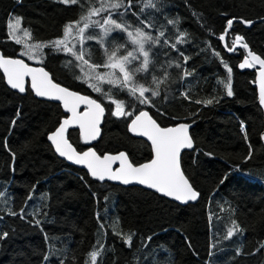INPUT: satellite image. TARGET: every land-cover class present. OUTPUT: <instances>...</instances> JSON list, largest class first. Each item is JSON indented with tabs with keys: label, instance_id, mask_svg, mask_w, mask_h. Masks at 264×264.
<instances>
[{
	"label": "trees",
	"instance_id": "obj_1",
	"mask_svg": "<svg viewBox=\"0 0 264 264\" xmlns=\"http://www.w3.org/2000/svg\"><path fill=\"white\" fill-rule=\"evenodd\" d=\"M131 2L132 9L123 17H114L127 25V31L117 30L111 39L114 45L123 46L118 57L134 52L138 59L131 67L138 68L144 58L132 43L134 38L140 39L136 30L153 37L145 44L150 51L148 70L135 75L138 88L149 89L146 95L159 93L150 97L151 105H141L128 89L92 78L94 71L105 74L109 69L89 67L102 66L115 50L109 48L106 54L97 39L84 38L90 31L94 35L100 32L98 27L91 28L100 18L89 13L111 3H121L118 11H125L129 0H78L76 4L0 0V50L30 63L23 54L25 45L38 48L39 65L54 81L104 106L101 137L94 145L100 155L124 151L134 165L151 158L150 146L128 133L133 116L111 114L115 110L112 100L135 114L147 109L163 127L196 122L190 131L194 149L183 152L181 166L200 193L199 199L179 205L140 187L100 183L66 164L47 142V135L64 118L60 106L35 98L28 88L24 95L12 91L0 73V235L9 233L0 241V264H60L61 260L66 264H264V113L253 84L255 69H238L245 50L227 53L218 39L225 34L227 20L233 19L225 35L227 46L239 35L264 59V0ZM16 18L21 20L24 35L19 43L11 39L7 26ZM141 18L154 27L146 29ZM170 20L179 23L169 24ZM238 20L253 23L246 27ZM85 23L90 28L81 34L79 29ZM57 40L63 41L59 50L54 46ZM65 46L71 51L65 52ZM81 51L88 64L77 59ZM180 52L190 58L187 65ZM225 64L232 69L230 76ZM185 71L192 75L186 77ZM229 80L234 91L230 98L226 95ZM208 99L219 103L205 106L203 101ZM17 110L20 115L13 128ZM241 121L246 124L247 140ZM68 139L78 151L86 148L77 130L69 131ZM250 148L252 158L246 160ZM228 173L231 175L221 185ZM229 228L234 231L231 239L227 238ZM128 237L130 245L125 243ZM45 256L50 259L45 261Z\"/></svg>",
	"mask_w": 264,
	"mask_h": 264
},
{
	"label": "snow or ice",
	"instance_id": "obj_2",
	"mask_svg": "<svg viewBox=\"0 0 264 264\" xmlns=\"http://www.w3.org/2000/svg\"><path fill=\"white\" fill-rule=\"evenodd\" d=\"M59 2L64 4H76L78 0H59ZM121 3H111L108 7H105L101 4L98 8H93L89 13L90 16H96L100 19L95 20L91 24V28H99L100 32L93 34L92 31L88 33L86 37L87 40H92L93 38L97 39L100 45L105 49L107 54L109 48H114L115 50L111 51V54L108 55L107 62L105 64L97 65L91 64L90 68L93 70L98 67H103L110 69L111 71L106 74H101L94 71L91 75L93 79L96 80H105L107 79L108 83L118 85L121 88L128 89L130 94L136 96V99L141 105H151L152 101L150 97H155L159 95L158 92L152 91L150 96L146 95L149 92V89L143 86L136 85L135 75L141 71L148 70V58L150 55L149 50H145V44L151 43L153 37L146 35L144 32H141L139 29L136 30L137 37L140 39L134 38L132 43L138 45L140 54L143 56V64L141 67L132 68L131 65L133 61L137 60L138 57L134 54L133 51H127L126 55L117 56V52L122 48V45H114L111 39V34L120 31H127V25L117 22L114 19L115 16L123 17L125 13L132 9L133 4L131 0L125 8V11H118L121 9ZM102 13L106 14L102 15ZM233 19L227 20V28L225 29V34H222L218 37L220 41H225V35L228 30L233 26ZM242 23L251 25L253 21H241ZM169 24H178L179 21L168 22ZM21 24L20 18H16L14 22L9 21L8 27L15 28ZM141 24L147 29L154 27L153 25L148 24L141 18ZM71 26L65 29V33L69 32ZM90 28L88 23L84 24L83 28L79 29V32L83 34L85 29ZM132 32H128V36H132ZM161 35H164L161 33ZM244 38L237 35L235 40L232 42V47H228L227 51L236 52L237 45H241L244 48H248V45L243 42ZM17 43L20 41L17 40ZM63 41L57 40L54 42V46L59 50ZM175 48V46H173ZM65 52L71 51L66 46L63 49ZM75 54V53H74ZM28 55L29 59L33 57L29 53H24ZM180 55L183 56L184 64L187 65L189 57L180 52ZM217 56L220 55L219 52L216 53ZM248 57L244 62H242L239 67L241 69L254 67L256 63L260 66V93H259V103L264 107V59L259 55L253 54L252 51L248 52ZM85 53L81 51L77 59L82 60L85 64H88V60L84 59ZM223 62V60L221 61ZM180 65H177L179 67ZM0 67H3L7 84L15 90H18L20 93H25L26 88L24 84V78L26 76L31 77V88L34 90V93L37 97L47 98L50 100L61 101L63 103L64 109L72 113L70 118L63 119L59 123V126L55 128L54 131L50 132L47 135L48 141L54 146L55 152L59 157L66 158L67 161L72 162L78 166H83L87 169L88 173L92 178L97 179L101 182L108 180L113 182H119L125 186L130 184H138L145 186L147 189H153L156 192L162 194L163 196L173 198L174 200L187 204L190 201H197L200 193L189 183L182 172L181 169V151L183 149H193L194 143L193 139L190 136L189 129L191 127L188 123H180L178 126L161 128L158 126L157 122L149 116L147 111H139L138 115H135L133 111H126L125 105L122 102L117 100H112L111 103L115 105V110L112 111V115L121 118V117H131L135 115V118L131 120L130 131L138 135L144 136L148 141L151 142L152 149L154 151V158L150 162H146L139 166H134L133 163L129 162V156L125 152L121 151L118 155H109L105 154L103 158L97 155V152L92 148H89L87 151H84L82 154L78 153L76 149L69 143L65 138L67 129L70 125H78L85 142H90L96 140L100 135V122L101 117L105 114V109L101 107V104L97 103L94 99H89L86 96L77 94L76 92L69 91L66 87L60 86L58 83H54L53 79L49 77V73L44 70L43 67L39 68H30L27 64L21 59H4L3 56H0ZM225 67L228 70L229 76L231 75L232 69L225 64ZM192 73L185 71V76H191ZM227 97H233L234 91L231 86V81L229 80L226 85ZM97 92L100 91L99 88L95 89ZM137 90L139 94L137 95ZM187 96V94H185ZM197 104H200L201 101H195ZM219 103V100L208 99L203 101L205 106L212 105L213 103ZM87 105V110L83 113L77 112V107L81 104ZM20 111L17 110V116L12 120V127H15L16 119L19 117ZM242 132H245V140L248 139L246 135V124L244 121L240 122ZM262 139H264V134H262ZM7 144V140H5ZM13 164L11 171L13 175L15 174V154L13 153ZM210 159L213 158L211 153H205ZM252 158V150L250 148L246 160ZM119 161V167L113 170V164ZM237 170L239 166H236ZM231 173L226 174L220 181V184L223 185L228 176ZM83 179V177H81ZM218 191V189H217ZM97 193H93V197L97 198ZM32 198V194H29V199ZM104 200L107 201L108 197L105 196ZM16 215L17 213H12ZM21 219H24V210L20 211ZM97 219L99 220V215L97 214ZM36 223L39 225L40 221L37 220ZM233 225L236 226V231L239 232V226L236 225V221H232ZM211 228V225H210ZM46 239H47V234ZM234 235L232 228H229L227 231V238L231 239ZM9 233L5 231L0 235V241L7 239ZM149 241L151 237L148 238ZM131 237H128L125 240L126 244L130 245ZM216 245L210 246L209 256L213 255V249ZM264 247V245H262ZM259 251V249H257ZM240 253L238 252L237 255ZM253 255L256 253L253 252ZM95 258L96 253L92 254ZM50 257L45 256L44 260L48 261ZM60 264H66L64 260H61ZM210 264V261H209Z\"/></svg>",
	"mask_w": 264,
	"mask_h": 264
},
{
	"label": "water",
	"instance_id": "obj_3",
	"mask_svg": "<svg viewBox=\"0 0 264 264\" xmlns=\"http://www.w3.org/2000/svg\"><path fill=\"white\" fill-rule=\"evenodd\" d=\"M238 21H239V20H238ZM239 22H241V21H239ZM241 23H242V22H241ZM242 24H243L244 26H246V27H250V26L252 25V24H251V25H248V24H245V23H242ZM225 44H226L225 41H222V45H223V47H224V48L226 49V51H227V48L225 47ZM238 48H244V47L241 46V45H237V49H238ZM244 49H245L246 54H245V56L242 58V60L240 61V63L238 64V69H239L240 72L247 71V70H249V69L251 68V67H250V68H244V69H241V68L239 67V65H240L242 62H244V60H245L246 58L251 59V57H248V55H247L248 52L251 51L250 48L248 47V48H244ZM227 53H232V52L227 51ZM253 54L257 55V54L254 53V52H253ZM0 56H3L4 59H21V60H23V62H24L25 64H27L28 67H30V68H39V67H43L42 65H39V64H31V63H28L27 61H25L24 59H22V58H20V57H9V56H5V55H3V53H2L1 50H0ZM43 68H44V67H43ZM254 68H255V81H254L253 84H254V86H255V88H256V91H257V101H258V105H259V107L261 108V110H262L263 113H264V107H262V106L260 105V103H259V93H260V76H259L260 66H259V64L256 63L255 66H254ZM44 70L47 71V72L49 73V77L53 79L51 73H50L48 70H46L45 68H44ZM0 73H1V75H2V77H3V80H4L5 85H6L9 89H11L12 91H14V92H16V93H18V94H20V95H24V94H26V91H25V93H20L18 90L12 89V88L7 84V78H6V75H5V72H4L3 67H0ZM53 82H54V83H58V82L54 81V79H53ZM24 84H25V88H26V90H27V88H28L29 91L32 93V95H33L35 98H38V99H40V100H44V101H48V102H52V103L58 104V105L60 106V108H61V110H62V113H63L64 116H65L64 118L61 119L60 122H62L63 119H67V118H70V117H71L72 113H69V112H67V111L64 109V107H63V103H62L61 101H56V100H50V99H47V98L37 97V96L35 95V93H34V90L31 88V77H30V76H26V77L24 78ZM58 84H59L60 86H62V87H65V86L61 85L60 83H58ZM66 88H67V87H66ZM67 89H68L69 91L76 92V93L79 94V95L86 96V97H88L89 99H94V98H92V97H90V96H88V95H86V94H83V93H80V92L74 91V90L69 89V88H67ZM94 100H95V99H94ZM96 102L99 103V104H101V103L98 102L97 100H96ZM101 107H103L102 104H101ZM103 108H104V107H103ZM86 110H87V105H85V104H83V103H81V104L77 107V112H78V113H83V112H85ZM142 111H147V110H142ZM147 112L149 113V116H151V118L154 119V118L152 117V115L150 114V112H149V111H147ZM138 114H139V112H138L136 115H138ZM103 118H104V116L101 117V122H100V125H99V128H100V135L97 137L96 140H92V141H90V142H85V139H84V137H83V134H82V132H81V130H80V128H79L78 125H75V124H74V125H70V126L68 127L65 138L69 141V143L73 146V148L76 149L75 146H74V145L70 142V140L68 139V132H69V131H72V130H77V131H78V133H79V135H80V138H81V141H82V143L84 144V146L86 147L83 151H78V150L76 149L78 153L82 154L84 151H87L89 148H92L94 151H96V150L94 149V145H95V143H97V141H98V140L100 139V137H101V132H102V129H101V128H102V124H103ZM134 118H135V116H134L132 119H134ZM132 119H131V120H132ZM131 120H130L128 126H127L128 133H129V135H131V136H133V137H136V138H140V139H142V140H144V141H146V142L148 143V145L150 146V149H151V158H150V160H148V161H146V162H150V161L154 158V151H153V149H152L151 142L148 141L146 137L141 136V135H138V134L133 133L132 131H130ZM154 120H155V119H154ZM155 121H156V120H155ZM60 122H59V123H60ZM156 122H157V121H156ZM180 123H188V124H190V125H191V127H190V129H189V133H190L191 128L195 125L196 122L181 121V122H178V123H176V124H174V125L165 126V127L160 126L158 123H157V124H158V126L161 127V128H169V127H175V126H178ZM58 126H59V124L57 125V127H58ZM54 130H55V129H54ZM54 130H53V131H54ZM262 134H264V131L262 132ZM262 134H261V141H262V143H263V145H264V139H262ZM190 136H191V134H190ZM191 138H192V137H191ZM47 142H48L49 145L52 147V150H53L54 154H55L59 159L63 160L66 164H68V165H70V166H73V167H76V168H78V169H81V170L85 171L86 174L88 175V177H89L90 179H92V180L98 181V182H100V183L108 182V183H112V184L119 185V186H122V187H130V186L140 187V188H143V189H145V190H148V191L154 192V193H156L157 195H159V196H161V197H164V198H166V199H168V200H170V201H172V202H175V203H177V204H179V205H186V204H182V203H180V202L174 200L173 198L163 196L162 194L156 192V191L153 190V189H147L145 186H141V185H138V184H130V185L125 186V185H123V184H121V183H119V182H113V181H108V180H105V181L101 182V181H99V180H97V179H94V178L91 177V175L88 173V171H87V169H86L85 167H83V166H78V165H76V164H74V163H72V162L67 161L66 158L59 157V155H58V154L55 152V150H54V146L51 144L50 141H48V139H47ZM193 143H194V141H193ZM193 149H194V148H193ZM193 149H183V150L181 151V156H182L183 152H185V151H192ZM120 152H121V151H120ZM120 152H117V153H104V154H102V155H100V154L97 153V155H99L101 158H103V156H104L105 154H109V155H118ZM123 152H124V151H123ZM125 153H126V152H125ZM126 155H127V154H126ZM181 156H180V161H181ZM129 162H131L130 159H129ZM146 162H144V163H146ZM131 163H132V162H131ZM144 163H141V164H144ZM141 164H138V165H134V164H133V165H134V166H139V165H141ZM112 167H113V170H115V168L119 167V161H117L116 163H114ZM181 169H182V166H181ZM182 172H183V169H182ZM183 173H184V172H183ZM184 175H185V174H184ZM185 177H186V175H185ZM186 178H187V177H186ZM187 179H188V178H187ZM189 183H190V182H189ZM198 199H199V198H198ZM197 201H198V200H197ZM195 202H196V201H194V202H193V201H190V202H188L187 204H193V203H195Z\"/></svg>",
	"mask_w": 264,
	"mask_h": 264
},
{
	"label": "rangeland",
	"instance_id": "obj_4",
	"mask_svg": "<svg viewBox=\"0 0 264 264\" xmlns=\"http://www.w3.org/2000/svg\"><path fill=\"white\" fill-rule=\"evenodd\" d=\"M9 33L11 35V39H13L15 41L20 40V39H22L24 37V35L21 33V30H20L19 26L15 27V28H9ZM135 49L137 51H139L138 47H136ZM24 53H29L33 57L32 59H29V57H28V60L30 61L31 64H39L40 63V61L37 58L39 56V49L38 48H35L33 46H29V45H25ZM26 56H28V55H26ZM110 71H111L110 69L109 70H105L104 73L106 74V73H108ZM105 80H107V79H105Z\"/></svg>",
	"mask_w": 264,
	"mask_h": 264
},
{
	"label": "flooded vegetation",
	"instance_id": "obj_5",
	"mask_svg": "<svg viewBox=\"0 0 264 264\" xmlns=\"http://www.w3.org/2000/svg\"><path fill=\"white\" fill-rule=\"evenodd\" d=\"M230 47H232V44H230ZM238 49H244V48H238ZM238 49H237V50H238ZM244 50H245V49H244ZM245 54H246V52H245ZM244 56H245V55H244ZM251 68H254V67H251ZM251 68H250V69H251ZM250 69H249V70H250ZM254 69H255V68H254ZM95 100H96V99H95ZM98 102H99V101H98ZM103 107H104V106H103ZM104 109H105V108H104ZM143 110H147V109H143ZM141 111H142V110H141ZM147 111H148V110H147ZM137 113H138V112H137ZM137 113H136V114H137ZM136 114H135V115H136ZM104 115H105V114H104ZM135 115H133V117H134ZM64 117H65V116H64ZM133 117H132V118H133ZM132 118H131V119H132ZM131 119H130V120H131ZM129 122H130V121H129ZM128 124H129V123H128ZM145 142H146V141H145ZM146 143H147V142H146ZM147 144H148V143H147Z\"/></svg>",
	"mask_w": 264,
	"mask_h": 264
}]
</instances>
